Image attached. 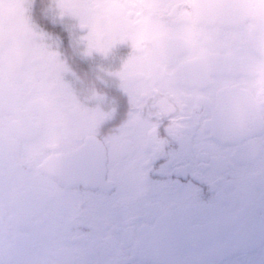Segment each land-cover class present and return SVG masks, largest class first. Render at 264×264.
<instances>
[{"label": "flooded vegetation", "instance_id": "1", "mask_svg": "<svg viewBox=\"0 0 264 264\" xmlns=\"http://www.w3.org/2000/svg\"><path fill=\"white\" fill-rule=\"evenodd\" d=\"M0 264H264V0H0Z\"/></svg>", "mask_w": 264, "mask_h": 264}, {"label": "rangeland", "instance_id": "2", "mask_svg": "<svg viewBox=\"0 0 264 264\" xmlns=\"http://www.w3.org/2000/svg\"><path fill=\"white\" fill-rule=\"evenodd\" d=\"M110 41H112V39Z\"/></svg>", "mask_w": 264, "mask_h": 264}]
</instances>
